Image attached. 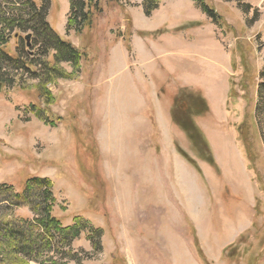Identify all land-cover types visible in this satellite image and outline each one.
I'll return each mask as SVG.
<instances>
[{
	"label": "rangeland",
	"instance_id": "obj_1",
	"mask_svg": "<svg viewBox=\"0 0 264 264\" xmlns=\"http://www.w3.org/2000/svg\"><path fill=\"white\" fill-rule=\"evenodd\" d=\"M141 4L98 0L78 32L51 0L75 62L9 40L0 188H30L0 196V248L24 225L0 264H264V0ZM47 213L76 232L40 236Z\"/></svg>",
	"mask_w": 264,
	"mask_h": 264
},
{
	"label": "trees",
	"instance_id": "obj_2",
	"mask_svg": "<svg viewBox=\"0 0 264 264\" xmlns=\"http://www.w3.org/2000/svg\"><path fill=\"white\" fill-rule=\"evenodd\" d=\"M111 1V0H110ZM198 7L202 8V11L211 14V11L202 7L201 0H192ZM161 0H142L141 7L145 16H150L160 4ZM69 3V16L67 19V28L75 27L77 22V13L81 16L79 26L77 27L78 32L85 27H89L92 22V13L98 6V0H68ZM51 0H0V64H16L17 60L14 61L10 57L9 49L6 48L9 40L12 41V45L17 43L21 38V33L25 34L23 40L25 41L26 47H30L31 39L33 36L42 40L48 49L55 50L54 60L55 62L71 61L75 62L79 59V54L72 50L69 45L62 40L47 21L49 6ZM70 49V50H69ZM71 56V57H70ZM58 72L55 68L48 70V76L50 77L53 72ZM64 78V75H62ZM3 83V74L1 73L0 67V86ZM190 124V123H188ZM198 136V135H197ZM200 138L202 139L201 135ZM199 138L200 144H202ZM197 139V137L195 138ZM203 145V144H202ZM31 185L34 183L45 184L48 189L51 184L46 180L33 179ZM29 186L25 188L21 193H14L11 187L0 188V196L2 194H8L10 204L16 207L23 206L24 200L28 197L27 190ZM1 199V198H0ZM37 226L40 228L41 235L51 234L53 231L55 235L66 234L74 228H62L60 223L52 217L49 213L46 216H42L35 220ZM24 225H20L17 231L23 230ZM17 231L10 230L11 234L8 238V243L2 244L0 248V254L4 256L15 253V249L20 244V236ZM76 232V231H75ZM30 235V234H28ZM74 236V235H73ZM75 235L74 237H76ZM54 238V236H53ZM3 258V257H0ZM23 259H19L21 261ZM37 261L36 259H31ZM27 264V261L24 262ZM39 264H46L40 263ZM54 264V263H47Z\"/></svg>",
	"mask_w": 264,
	"mask_h": 264
}]
</instances>
